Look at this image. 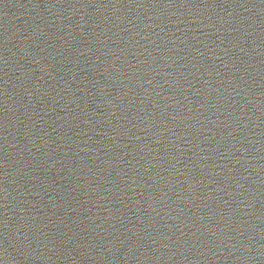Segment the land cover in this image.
Here are the masks:
<instances>
[{"label": "water", "instance_id": "95a60500", "mask_svg": "<svg viewBox=\"0 0 264 264\" xmlns=\"http://www.w3.org/2000/svg\"><path fill=\"white\" fill-rule=\"evenodd\" d=\"M0 264H264V0H0Z\"/></svg>", "mask_w": 264, "mask_h": 264}]
</instances>
